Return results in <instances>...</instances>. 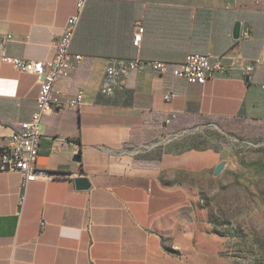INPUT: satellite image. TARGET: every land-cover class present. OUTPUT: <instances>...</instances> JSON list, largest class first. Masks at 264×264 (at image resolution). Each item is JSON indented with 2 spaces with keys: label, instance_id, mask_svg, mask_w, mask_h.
Instances as JSON below:
<instances>
[{
  "label": "crops",
  "instance_id": "obj_1",
  "mask_svg": "<svg viewBox=\"0 0 264 264\" xmlns=\"http://www.w3.org/2000/svg\"><path fill=\"white\" fill-rule=\"evenodd\" d=\"M75 11V0H0V56L50 60ZM70 52L81 61L55 91L65 103L82 97L41 120L36 168L50 177L23 186L20 173H0V264H177L160 231L188 193L166 146L191 129L264 120V0H87ZM190 53L221 65L204 85L144 71L113 96L99 92L114 60L179 64ZM38 91L35 76L0 60V144L30 118Z\"/></svg>",
  "mask_w": 264,
  "mask_h": 264
},
{
  "label": "rangeland",
  "instance_id": "obj_2",
  "mask_svg": "<svg viewBox=\"0 0 264 264\" xmlns=\"http://www.w3.org/2000/svg\"><path fill=\"white\" fill-rule=\"evenodd\" d=\"M166 151L177 154L172 160L188 193L160 231L170 259L264 264V120L240 117L191 129Z\"/></svg>",
  "mask_w": 264,
  "mask_h": 264
},
{
  "label": "built area",
  "instance_id": "obj_3",
  "mask_svg": "<svg viewBox=\"0 0 264 264\" xmlns=\"http://www.w3.org/2000/svg\"><path fill=\"white\" fill-rule=\"evenodd\" d=\"M86 1L75 0L76 11L67 19L63 32L56 39L54 54L50 60L23 61L9 58L4 52L0 56L2 62L11 64L18 72L35 76L39 84L30 118L21 122L18 129L13 130L4 143L0 144V173H20L23 186L29 182L50 177V173L36 168L43 116L65 105L75 106L81 100L82 92H78L74 101L65 103L55 91V87L60 80L68 78L81 61L80 55L70 52V45ZM142 34L143 29L138 28L133 36L134 47L139 48ZM219 69L221 65L217 59L201 53L187 54L179 64L147 61L140 58L114 60L105 70L99 92L104 97L113 96L124 88L131 74L144 71H150L159 76L169 75L190 84L204 85ZM241 71L243 79L248 82L252 78L254 66L248 63L242 67ZM260 90L264 92V84L260 85ZM171 97L172 94L164 96L166 101H169ZM174 117V113H170L163 123L168 125Z\"/></svg>",
  "mask_w": 264,
  "mask_h": 264
},
{
  "label": "water",
  "instance_id": "obj_4",
  "mask_svg": "<svg viewBox=\"0 0 264 264\" xmlns=\"http://www.w3.org/2000/svg\"><path fill=\"white\" fill-rule=\"evenodd\" d=\"M240 29H239V25L236 23L233 27V30H232V38L237 40L240 38ZM74 161L76 162H79L80 161V156L79 155H76L74 158H73ZM223 168V164H220L218 165L216 168H215V171H214V174L215 175H218L219 172L222 170ZM75 184H76V187L78 189H84L86 188L87 184L85 183V180L84 179H77L75 181Z\"/></svg>",
  "mask_w": 264,
  "mask_h": 264
}]
</instances>
